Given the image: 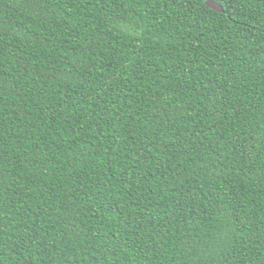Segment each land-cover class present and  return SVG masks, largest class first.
Instances as JSON below:
<instances>
[{"label":"trees","instance_id":"obj_1","mask_svg":"<svg viewBox=\"0 0 264 264\" xmlns=\"http://www.w3.org/2000/svg\"><path fill=\"white\" fill-rule=\"evenodd\" d=\"M0 0V264H264V0Z\"/></svg>","mask_w":264,"mask_h":264},{"label":"water","instance_id":"obj_2","mask_svg":"<svg viewBox=\"0 0 264 264\" xmlns=\"http://www.w3.org/2000/svg\"><path fill=\"white\" fill-rule=\"evenodd\" d=\"M206 5L210 7L211 9L215 10L216 12H223V7L220 3H218L215 0H206L205 1Z\"/></svg>","mask_w":264,"mask_h":264}]
</instances>
